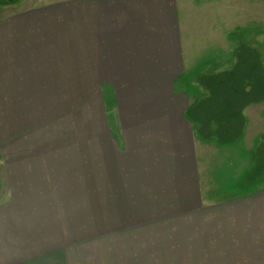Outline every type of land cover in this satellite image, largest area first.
<instances>
[{"label":"crops","instance_id":"0c3cea01","mask_svg":"<svg viewBox=\"0 0 264 264\" xmlns=\"http://www.w3.org/2000/svg\"><path fill=\"white\" fill-rule=\"evenodd\" d=\"M7 1L0 5V135L10 129L16 138L10 173L0 180V264H83L82 242L72 244L84 231L83 199L90 216L104 208L131 214L130 205L138 214L150 205L163 213L164 201L174 211L188 199L201 206L208 173L200 156L212 143L191 113L213 99L212 80L230 72L213 68L215 59L233 49L238 59L242 12L227 18L223 9H241L243 0ZM227 20L240 26L228 33ZM241 115L253 136L246 148L259 152L264 98ZM39 120L48 121L49 138L36 146ZM230 199L220 208L234 209L236 239L251 242L238 244L252 248L241 262L264 263V194Z\"/></svg>","mask_w":264,"mask_h":264},{"label":"rangeland","instance_id":"374dc122","mask_svg":"<svg viewBox=\"0 0 264 264\" xmlns=\"http://www.w3.org/2000/svg\"><path fill=\"white\" fill-rule=\"evenodd\" d=\"M9 3L11 2L0 0V5ZM243 3L244 6L241 9L229 6L224 8L225 17L230 18L233 12H238L239 15L242 12V23L237 21L242 26V35L239 37L243 38V46H246V50H251L252 53L254 51L258 57L260 56V62L264 66V0H243ZM250 3L258 6H250ZM196 4L198 5V2ZM197 21L201 20H196V33L201 31V25L197 24ZM228 21L224 23V26L227 24L228 33L233 31L235 26H240ZM219 27V24L215 25L216 29ZM233 51L232 54H228V59L220 58L224 61L217 62L215 59L212 67L221 71L224 69L231 71V68L238 63V59L233 58ZM215 53L219 54V49ZM220 62H223L221 67L217 66ZM200 115L204 116V119L207 117L204 110L199 107L191 119L198 133L203 136L202 128L196 121ZM34 122V133L39 131V135H36L31 143L38 146L42 144V140L47 141V137L49 138L42 134L44 125L49 128L47 125L49 123L44 120ZM82 123L84 125V120ZM249 123L248 120L245 126L249 127ZM19 125L20 129L21 127L26 129L27 121L22 120ZM246 128L242 133V136L245 133L244 142L233 139L219 142V134H215L216 128L212 127L210 120L207 122L206 129L209 134H204L212 144L207 145L204 148L206 152L200 156L202 176L204 167L208 173L203 183L204 194L208 196V199L203 200L201 206L199 201L193 205L188 199L183 201L186 205L180 206L179 211H174L170 206L173 201H164L166 205L163 213L159 209L154 211L150 205L145 214H138L139 210H136L135 205H130L131 214L122 215V209L117 208L119 210H115L113 216H110L111 212L107 213L104 208L100 210V213H104L103 215L90 216V208H85L90 203L83 199L82 207L85 209L83 212L87 213L86 215L83 213L82 216L81 228H84V231L77 232L72 241V244L82 242L83 257H85L83 264H250L241 262L251 255L252 248L238 247L239 243L250 244L251 242L242 240L239 242L236 239L234 209L229 208L231 211L224 214V210L220 208L222 207L220 205L230 198L233 201L232 204H235L236 199L240 201L245 196L264 194V153H260V148L259 152L256 148H246L245 143L249 146L250 138L253 137L249 136V133L246 134ZM253 128H256L255 125ZM14 138L16 137L11 135L10 129L6 135H0V180L2 182H6V177L10 173L6 165L8 166L12 157ZM68 143L66 142L67 148H69ZM259 143L260 147L263 146L264 136ZM240 165L243 166L242 170ZM237 172L240 176L236 174ZM106 202L101 200V204ZM260 236L264 238V233ZM255 241H257L256 238ZM74 250L73 248V254H75ZM254 251L257 254L258 249L254 248ZM248 260L253 264H255L254 260H257L258 264H264L257 257Z\"/></svg>","mask_w":264,"mask_h":264},{"label":"trees","instance_id":"16d2710c","mask_svg":"<svg viewBox=\"0 0 264 264\" xmlns=\"http://www.w3.org/2000/svg\"><path fill=\"white\" fill-rule=\"evenodd\" d=\"M245 47L241 48L234 68L212 80L213 99L202 108L207 117L204 119L200 115L196 118L206 138L205 134H209L206 124L210 120L212 127L216 128L215 134H219V142L226 139L238 141L245 126L242 109L264 98V66L260 62V56ZM194 113L195 111L191 114ZM260 153H264V143L260 147Z\"/></svg>","mask_w":264,"mask_h":264}]
</instances>
